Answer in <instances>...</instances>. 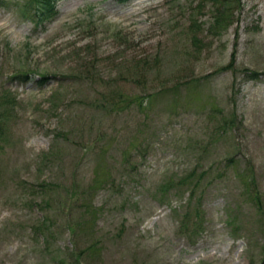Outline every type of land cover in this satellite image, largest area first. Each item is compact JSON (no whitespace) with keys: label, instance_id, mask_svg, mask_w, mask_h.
<instances>
[{"label":"rangeland","instance_id":"1","mask_svg":"<svg viewBox=\"0 0 264 264\" xmlns=\"http://www.w3.org/2000/svg\"><path fill=\"white\" fill-rule=\"evenodd\" d=\"M25 1L0 0V264H264V0L221 31L210 0L38 27Z\"/></svg>","mask_w":264,"mask_h":264},{"label":"trees","instance_id":"2","mask_svg":"<svg viewBox=\"0 0 264 264\" xmlns=\"http://www.w3.org/2000/svg\"><path fill=\"white\" fill-rule=\"evenodd\" d=\"M55 3L56 0H29V4L33 10V16L38 18L40 22L46 21L55 13ZM223 3L224 0H213V4L216 5V13L213 20L215 28H220L221 23L227 20V17L221 12V5Z\"/></svg>","mask_w":264,"mask_h":264},{"label":"bare ground","instance_id":"3","mask_svg":"<svg viewBox=\"0 0 264 264\" xmlns=\"http://www.w3.org/2000/svg\"><path fill=\"white\" fill-rule=\"evenodd\" d=\"M5 28V26L3 25V24H0V29H4Z\"/></svg>","mask_w":264,"mask_h":264}]
</instances>
